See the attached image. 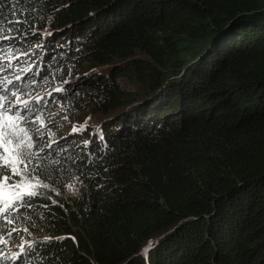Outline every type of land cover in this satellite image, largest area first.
Masks as SVG:
<instances>
[{
    "label": "trees",
    "instance_id": "16d2710c",
    "mask_svg": "<svg viewBox=\"0 0 264 264\" xmlns=\"http://www.w3.org/2000/svg\"><path fill=\"white\" fill-rule=\"evenodd\" d=\"M54 1L0 0V28L61 7L42 25V35L54 33L45 47L80 43L77 55L92 63L76 75L108 67L97 80L109 93L99 106L106 119L84 135L76 197L35 190L0 212L51 238L21 246L13 261L264 264V0ZM0 41L3 65L16 43ZM35 44L31 34L20 43ZM42 56L35 80L55 53ZM24 72L8 84L0 71V96L15 86L23 94ZM68 90L45 86L17 107L41 109L45 95ZM54 149L28 164L52 188L73 171Z\"/></svg>",
    "mask_w": 264,
    "mask_h": 264
},
{
    "label": "rangeland",
    "instance_id": "374dc122",
    "mask_svg": "<svg viewBox=\"0 0 264 264\" xmlns=\"http://www.w3.org/2000/svg\"><path fill=\"white\" fill-rule=\"evenodd\" d=\"M61 2V0H55L53 3L56 4ZM61 7L58 8L57 12L52 14H44L41 20H35L33 23H27L21 21L25 24H11L8 26H2L0 31L4 35L10 37L8 41H12L16 45L6 54V56L11 58H3L5 63L0 65L4 70L5 78L14 81L17 76H22V71H27L28 77L20 83L21 91L23 94L17 92V87L11 88L5 96L8 97V101H5V106H12L13 113L19 112L23 118L19 121V126L23 127L27 132L29 137H32L33 147L27 150V160L29 162L40 159L39 155L42 152H48L49 148L56 147L52 152H56L61 156L64 161H69L71 163L72 170L68 173L66 183L64 185L50 187V185L40 184L35 190L45 191L44 194L47 198H55L61 200L64 198H74L79 194V190L82 187L80 176H78V167L86 155V149L84 145V135L86 132L96 133L99 123L101 120L106 119L102 115L101 109L99 108L102 101H106L109 98L108 91L102 89L103 82H98L99 78H107V68L99 69L102 71L100 75H89V80L94 81H81V78L72 80L76 75V68L82 66V68L90 65L92 62L89 56L86 54L77 55L80 51L78 45H74V48L70 51L56 49L51 50V46L45 47V44L52 38L53 34L48 30L45 35H42L40 31L45 24L49 26L52 22H57L55 18L58 14L62 13ZM28 24V25H27ZM27 25V27H23ZM21 29V31L13 33L14 28ZM49 29H51L49 27ZM52 30V29H51ZM31 34L37 41L35 48H27V46H21L20 43L23 41L25 35ZM44 37V39H42ZM44 40V41H42ZM1 42V41H0ZM42 44L41 51L38 46ZM55 46V45H54ZM59 48V47H56ZM42 52L45 54L55 53V56L47 61L48 67L39 72L37 80H35V74L40 64L43 63ZM75 55V56H74ZM23 57L22 62H18L16 59ZM2 58V57H0ZM16 60V61H15ZM2 61V60H1ZM3 63V62H2ZM46 64V63H45ZM43 65V64H42ZM8 71H5L7 70ZM49 72L51 76L47 79H43ZM107 75V76H106ZM70 81V82H69ZM82 83H79V82ZM69 85V92L67 98H65L61 93H57L55 97L52 94L51 97L44 96L43 101L45 105L41 109H31L27 110L20 106L23 100L26 98L36 97L35 95L47 86V90L52 89L56 84L63 85L67 83ZM89 82V83H88ZM124 83L118 81L117 83L121 87H125V90L130 89L128 87L129 82ZM96 83V84H95ZM124 84V85H123ZM127 84V86H125ZM124 89V88H123ZM17 92L20 100L16 101L14 97L11 96V92ZM124 91V90H122ZM116 110V109H115ZM113 110V111H115ZM40 117V120L36 118ZM82 135H77L78 132ZM93 150V149H92ZM106 157H102V160H106ZM28 175L32 176V172L28 170ZM35 183V179L32 181ZM11 199V194L7 189L0 190V200ZM53 200V201H57ZM8 220L12 223L9 224ZM14 229V231H13ZM0 237H3L6 243H0V264H20L13 259L21 250V246L24 247L27 244L33 243V246L42 245L46 243L47 240L51 239L47 237L44 233H33L30 229L25 227L21 219H13L12 215L6 216L0 214ZM26 257H29L26 256ZM29 262H24L23 264H33L31 260Z\"/></svg>",
    "mask_w": 264,
    "mask_h": 264
},
{
    "label": "snow or ice",
    "instance_id": "6c2138e0",
    "mask_svg": "<svg viewBox=\"0 0 264 264\" xmlns=\"http://www.w3.org/2000/svg\"><path fill=\"white\" fill-rule=\"evenodd\" d=\"M8 39L10 37L0 31V40ZM0 51H3V49H0ZM3 70L0 67V71ZM16 79H19V76ZM5 80L8 84L12 83L7 78ZM11 96L16 101L20 100L18 93L15 91L11 92ZM5 101H8V97L0 96V149H2V152H0V190L7 189L11 194V199L4 201L0 212H7L9 208L14 206L15 202H22L25 196H36L35 189L40 185L38 179L28 175L29 161L26 157L27 150L33 147L32 137H29L25 129L19 126L18 122L23 119L20 113H13L12 106L6 107ZM27 104L28 102L25 101V108H27ZM36 119L40 120L41 118L37 117ZM34 179L35 183L32 182ZM8 223L11 224L12 221L8 220ZM0 243H6L3 237H0ZM150 247L151 242L148 245V248ZM148 248L144 250L145 254Z\"/></svg>",
    "mask_w": 264,
    "mask_h": 264
},
{
    "label": "water",
    "instance_id": "95a60500",
    "mask_svg": "<svg viewBox=\"0 0 264 264\" xmlns=\"http://www.w3.org/2000/svg\"><path fill=\"white\" fill-rule=\"evenodd\" d=\"M50 31H53V30H50ZM100 72H101V71H100L99 69H94V70H91V71H88V72H84V73H82V74H80V75H75V76H74L73 78H71V79H72V80H73V79L76 80L77 78H81V81H82V82H83L84 80H85V81L87 80V81L90 82L91 80L88 79V76H89V75H92L93 73H100ZM100 74H101V73H100ZM74 80H73V81H74ZM81 81H80V83H82ZM89 82H88V83H89Z\"/></svg>",
    "mask_w": 264,
    "mask_h": 264
},
{
    "label": "clouds",
    "instance_id": "9594fccd",
    "mask_svg": "<svg viewBox=\"0 0 264 264\" xmlns=\"http://www.w3.org/2000/svg\"><path fill=\"white\" fill-rule=\"evenodd\" d=\"M90 146V145H89Z\"/></svg>",
    "mask_w": 264,
    "mask_h": 264
}]
</instances>
